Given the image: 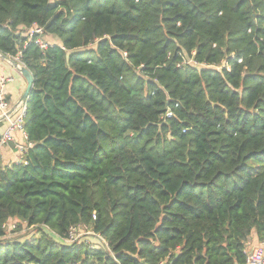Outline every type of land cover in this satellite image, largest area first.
Here are the masks:
<instances>
[{"label":"trees","instance_id":"obj_1","mask_svg":"<svg viewBox=\"0 0 264 264\" xmlns=\"http://www.w3.org/2000/svg\"><path fill=\"white\" fill-rule=\"evenodd\" d=\"M20 52L32 146L0 162V264H245L264 242V0H0ZM80 226L107 245L67 244Z\"/></svg>","mask_w":264,"mask_h":264},{"label":"built area","instance_id":"obj_2","mask_svg":"<svg viewBox=\"0 0 264 264\" xmlns=\"http://www.w3.org/2000/svg\"><path fill=\"white\" fill-rule=\"evenodd\" d=\"M26 36L33 40L34 43L42 50L45 51L51 45L46 36L45 30L37 25H34L30 29L27 30ZM127 55V54H125ZM21 52L13 59L21 66H24L21 61ZM184 64H190L195 66H206L199 65L194 60H189L188 62L185 60ZM14 82V77L11 75L0 74V118H4L0 121V124H6V128L1 133L0 139V152L9 147L16 141V133L20 132L24 137V143L18 146V152L22 156L21 163L24 162L23 158L28 150L31 148V144L27 142V135L25 133V119L27 117L28 112V103H22L16 107L14 105L8 95V86ZM10 113H12L10 115ZM172 114H168L171 116ZM20 163V164H21ZM7 226V225H6ZM5 226V229H6ZM85 232L86 235L92 236L97 241L107 245L106 241L98 234L94 233L92 230L85 227H76L72 228L70 231V237L66 241L67 244L73 245L77 244L80 240L79 232ZM82 239V238H81ZM89 243V242H87ZM91 243V242H90ZM245 264H264V242H262L258 247L253 248L251 251H247V261Z\"/></svg>","mask_w":264,"mask_h":264},{"label":"crops","instance_id":"obj_3","mask_svg":"<svg viewBox=\"0 0 264 264\" xmlns=\"http://www.w3.org/2000/svg\"><path fill=\"white\" fill-rule=\"evenodd\" d=\"M10 59V61H7L3 58H0V74H6V75H17L18 76V99L16 101H13V91H15V87H11V84L8 86V95L12 101V103L15 105L17 104L21 98L23 93L26 90L27 87V82L26 80L23 78L22 74L15 68L13 62V59H11V57H8ZM1 128H0V133H2L4 131V129L6 128V124H1ZM22 143H24V137L20 132L16 133V141L11 144L9 147L3 149L0 152V162L2 163L3 166H13V165H19L22 161V156L20 155V153L18 152V146L21 145ZM261 243L258 241L256 234H253L251 237V241L249 244V248H256L260 245Z\"/></svg>","mask_w":264,"mask_h":264},{"label":"rangeland","instance_id":"obj_4","mask_svg":"<svg viewBox=\"0 0 264 264\" xmlns=\"http://www.w3.org/2000/svg\"><path fill=\"white\" fill-rule=\"evenodd\" d=\"M48 41L51 44L54 43H58L59 41L51 36H48ZM14 82L11 84V87H15V91H13V101H16L18 99L17 93L18 91V86L17 83L19 81L18 76L14 75ZM47 231V230H45ZM6 232H7V239H18V240H32V239H36L39 238L41 235L38 232L37 229L35 228H29L26 225H22L20 224V222L17 219H12L8 222L7 226H6ZM81 233L79 240L82 238L83 240H85L86 242H94L95 240L92 239H88V238H93L92 236L86 235L85 232H79ZM52 236H55L53 234H51ZM253 248H248V251H251Z\"/></svg>","mask_w":264,"mask_h":264},{"label":"water","instance_id":"obj_5","mask_svg":"<svg viewBox=\"0 0 264 264\" xmlns=\"http://www.w3.org/2000/svg\"><path fill=\"white\" fill-rule=\"evenodd\" d=\"M0 58H3L7 61H10V59L7 56H4L3 54L0 53ZM15 68L22 74L23 78L26 80L27 82V87L25 92L22 95L21 100L16 104V107L22 103H28L30 96L32 94V90H33V85H34V78L32 73L25 67V66H21L19 63L17 62H13ZM12 113H10L11 115ZM4 118H0V121H2Z\"/></svg>","mask_w":264,"mask_h":264}]
</instances>
